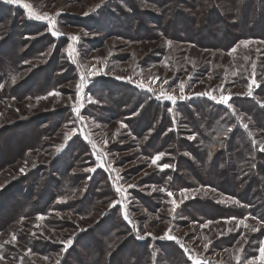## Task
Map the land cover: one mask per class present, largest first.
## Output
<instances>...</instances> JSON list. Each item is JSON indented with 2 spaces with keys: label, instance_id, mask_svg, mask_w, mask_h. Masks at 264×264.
<instances>
[{
  "label": "rangeland",
  "instance_id": "rangeland-1",
  "mask_svg": "<svg viewBox=\"0 0 264 264\" xmlns=\"http://www.w3.org/2000/svg\"><path fill=\"white\" fill-rule=\"evenodd\" d=\"M215 1L222 19L210 28L212 33L209 30L208 36L202 30L210 6L207 3L196 9L194 0H21L18 4L0 0V164L6 161L0 167V264H21L24 255L34 264L59 260L56 247L49 249L46 256L35 250L30 253V246L25 244L30 235L39 242L40 249L47 241L66 244L68 236L79 229L90 230L89 242L102 243V231L107 229L104 220L112 215L108 211L114 207H118L126 224L139 237L152 242L158 250L159 242L178 245L191 264H264L262 218L248 215L211 219L203 215L201 204L194 203L212 202L253 211L254 205L264 202V175L257 178L254 187L250 184V191L260 184L261 192L254 193L250 203L243 201L242 193L248 187L243 176L250 161L239 164L242 172L236 179H243L236 181L233 197L226 196L194 181L192 171L208 181L205 175L209 170L199 159L202 148L198 144L190 152L179 141L181 137L192 140L185 122L189 126L205 122L194 109L207 101L228 108L236 115L237 123L247 125L243 128L248 139L261 155L256 160L251 157L252 164L260 162L264 166V151L260 150L264 145L262 122L250 119L230 102L251 98L264 108V43H259L264 39H242L227 50L202 48L200 44L204 42H217L224 23L240 28L234 5L227 0ZM23 3L48 18H30ZM50 21L53 28L49 27ZM190 24L193 32L187 30ZM53 31L60 35H53ZM73 35L78 40H71ZM46 37L52 42L46 41ZM246 40L255 43H240ZM9 83L15 88L11 97ZM80 83L83 87L78 94L76 86ZM249 85L252 95H248ZM129 88L145 94L147 101L165 105L163 109L158 107L162 114L146 116V111L153 114L151 106L145 111L143 104L134 99L122 100L123 95L130 96ZM162 91L176 97V102L160 97ZM203 93L217 100L231 95L230 107L209 95H198ZM181 95L187 98L180 99ZM74 107L78 112L73 111ZM161 115L171 118L175 125L183 121L184 131L178 138H168L161 131L166 129ZM159 132L163 134L160 136ZM156 138L160 144L154 143ZM80 141L83 145L78 151L79 144L73 143ZM155 145L161 148H154ZM159 153H164L163 157L152 163ZM223 155V162L232 161V155ZM177 156L186 161L185 165L180 163V173L196 186L167 191L155 180L171 170ZM164 164L170 167L162 168ZM89 168L94 171H86ZM94 174H100V186L108 182L116 200L105 199L110 200L105 203L100 190L86 187ZM86 176H90L88 181ZM165 177L169 182L170 176ZM70 181L74 186L65 194ZM47 185L57 189L46 204ZM117 187L122 191L117 192ZM85 189L87 194L78 196ZM15 197L16 201L10 203L14 204L12 211L6 202ZM83 197L93 199L92 210L86 215L80 208ZM44 203L40 213L45 214L17 220L21 205L37 207L36 204ZM38 215L43 219L37 220ZM122 228H114L116 240L106 250V255L113 253L112 259L107 261L105 255L96 262L97 250L85 243L87 246L77 248L76 256L80 259L72 260L73 264H117L118 260L127 264L131 247ZM166 231L179 243L175 239H161ZM14 244L23 251L21 254L15 251ZM160 254L161 258L166 257V252Z\"/></svg>",
  "mask_w": 264,
  "mask_h": 264
},
{
  "label": "trees",
  "instance_id": "trees-1",
  "mask_svg": "<svg viewBox=\"0 0 264 264\" xmlns=\"http://www.w3.org/2000/svg\"><path fill=\"white\" fill-rule=\"evenodd\" d=\"M171 1V0H168ZM214 3L211 2V0H194V8H198L199 10L201 7H204V4H209L210 9L209 11L206 10L207 16L205 19V28L202 30L203 33H206L209 36V30L212 28V26L216 23V21H219L222 19L220 16V9H218V6L216 4V1L213 0ZM228 4L234 5V10L236 13L239 14L238 20L240 21V28L237 26L235 28L234 24H230L228 22L224 23L223 31L220 33L219 39L217 42H204L200 44L203 46L202 48H224V50L231 49L232 47H235L236 44L239 42V40L244 39H258L262 40L264 39V0H227ZM209 13V14H208ZM177 12L173 15V18L176 17ZM178 16V15H177ZM174 20V19H173ZM192 20V19H191ZM224 21V20H223ZM251 25V26H249ZM187 30L194 31V28L192 27V24L189 25ZM211 31V30H210ZM237 32L236 34L234 33ZM209 32V33H208ZM212 33V31H211ZM210 33V34H211ZM46 41L52 42L50 37H46ZM209 39V38H206ZM58 45V44H57ZM56 45L55 49H58V46ZM67 67H68V63ZM70 67V66H69ZM8 71H6V74L8 75ZM5 76V75H4ZM7 77V76H6ZM5 80V79H4ZM4 88V87H3ZM15 89L11 83L8 85V90L10 97L13 96V92H15ZM130 89V96L126 94V96L120 97L122 100L126 101V99H134V102L143 104L144 110L146 111L147 107L151 106L153 114H150V111H146V116H155L156 113L162 114V111L159 112L158 107H161L163 109L165 105L160 104L161 106H158L156 103H153L152 101H147V98L145 94H140L136 92L135 89ZM6 90V88H4ZM234 99H232L231 106L233 108H237L240 112H244L250 116V119H254L258 122H262V129H264V108L261 107L256 101H254L251 98H237L235 102H233ZM156 107H155V106ZM155 107L156 109H153ZM209 108V110L207 109ZM198 112L199 118H202L205 120V122L202 121V124H199L198 122L192 124L190 123V126L188 125V122H185L186 126H188V131L191 132L194 139L187 140L184 139V137L179 138V141L186 145L185 147H188L190 152L193 150V147H197L198 144H200L202 150L200 155V163H203L207 170V174L205 175L206 180L202 179L201 175H199L197 172L192 171L191 176L194 177V181H197V184L200 183V185L209 186L214 188L215 190H218V192L233 197V194L236 191V181H240L244 177H246L245 184H248V187H246L242 193L244 200L248 201L250 203V200L253 198V195L258 194L261 192L260 184L255 187V189L250 191V184L252 187H254L257 183V178H259L264 175V166L260 164V162L253 163V160L251 157H254L258 159V156L260 155L258 152L255 151V146L253 143L250 142V139H248V133L247 131L241 126L240 123H237L236 121V115L230 111L228 108L222 107L220 105H216L213 103H209L207 101H203L202 105L199 106L197 109H194V113ZM190 112L186 113L185 117H188ZM203 114V115H200ZM192 115V114H191ZM190 115V118H191ZM163 119V121H162ZM166 118L164 115H161V122L165 125L166 129H163L161 131L164 132L170 137L178 138L181 135V132L184 131L181 126L182 120H179L177 122V125H175L171 118ZM161 122L159 124H161ZM169 125V126H168ZM163 128V125H162ZM144 131V130H143ZM163 132H159V135L161 136ZM184 133V132H183ZM187 135V134H184ZM196 135V137H195ZM154 143L160 144L158 142L157 138L156 141L153 140ZM236 142V143H235ZM79 144V150L81 149L83 142L80 141L79 143H73V145ZM163 145V143H161ZM161 145H155L157 148ZM86 146V145H85ZM161 148V147H160ZM158 149V148H157ZM235 151V152H234ZM65 152V151H62ZM60 153V152H59ZM70 153V152H68ZM67 153V154H68ZM232 155V161L231 162H223V154ZM76 154V153H75ZM61 156V155H60ZM261 156V155H260ZM176 160L172 162L171 164V170L169 172H164L159 174L160 178L156 179L155 182L157 185H162V187H165L167 191H172L176 189H182L185 187H194L196 184L190 182L187 178H185L182 173H180V166L182 163L185 165L186 161L181 157L177 156L175 157ZM58 159H61V157L58 156ZM57 159V160H58ZM260 159V157H259ZM91 160L90 158L88 159ZM250 161V167L247 169V172L244 174L243 178L236 179V176L241 173V168L238 166L241 163H247ZM6 161H3L0 164V167L2 164H4ZM58 162V161H57ZM60 164V160H59ZM31 176V177H30ZM30 178H33V174L30 173ZM169 177V182H167V178ZM90 176H86V181H88ZM100 174L92 175L89 179V182H86V187H92L93 190H100L99 193L102 196V198L105 199H111L116 200L117 198H113V193L110 190V185H108V182L105 181V185L100 186L99 183L102 182V179L100 178ZM251 181V182H250ZM98 182V183H97ZM162 183V184H161ZM50 185V184H49ZM47 185L46 187L48 189V193L46 192V195H44L45 203L46 201L50 203V200L53 195H55V191L57 188L51 187ZM98 185V187H97ZM164 185V186H163ZM72 186H74V183H70L66 185L68 189H64L65 194L72 191ZM103 189H99L100 187ZM65 188V187H63ZM258 188V191H257ZM11 191V189L9 190ZM87 191L85 189V193H81V195H78L80 197L85 196L87 194ZM253 191V192H252ZM44 192V190H43ZM255 193V194H254ZM70 195V193H69ZM100 196V198H101ZM262 196V193H260V197ZM76 197V196H75ZM83 201L80 202V208L84 209L85 215L90 213L92 210V197L91 199L87 200L86 197H83ZM264 198V197H262ZM16 201L10 199L7 200V208L11 209L13 211V205L10 203ZM108 202L110 200H107ZM105 200V203H107ZM9 202V204H8ZM39 203V202H38ZM45 203L41 206L39 204L37 207H34V204L32 206L30 205H21L18 209L17 213V220H21L22 218L26 216H32L36 214H45L40 213L41 210L44 209ZM194 203L200 205L202 208V213L204 216L207 217H217L218 218H229V217H237L240 218L242 216H255L257 218H262L261 220L264 221V202L260 206L254 205L258 211L246 210V209H236L229 206H223L214 204L212 202H203L200 203L198 201H195ZM47 204V203H46ZM118 207H114L113 209H110L108 212H111V216H108V218H105V222L107 225L106 230L102 231L103 236V242H89V239L92 237L90 235L89 229L81 230L75 232V234L69 235L68 240H71L72 243L70 245L63 244V243H50V245L47 242H44V248L40 249L38 244V241H34L31 238L33 235H30L28 238H25L27 242L25 244L30 246V253H32L33 250H35L38 253H42L44 256L48 254L50 251L49 249H53V247L58 248V256L59 260L54 262L53 264H73L72 260L78 261L80 258L77 257V248L78 247H84L85 243H89V246L94 245V249H96L97 254L95 256L96 262H98L97 259H102L106 255V250L109 247L110 243H114L116 238L113 233V230L116 226L123 227V233H125L127 238H129L128 243L130 244L129 247H131V253L130 256H127V264H191V260L186 254L184 253V250L180 248L178 245L172 243V242H159L157 243L159 250L154 248L152 246V242H149V240H145L143 238H138V234L134 232L129 227L120 213L118 212ZM205 212V213H204ZM96 226V225H95ZM77 230V228H76ZM92 239V238H91ZM90 239V240H91ZM92 241V240H91ZM85 245V246H87ZM96 246V247H95ZM15 247V251L17 253L21 254L23 251L17 247L16 244L13 245ZM17 248V249H16ZM120 251L123 249L121 246ZM160 251L163 253L166 252V257L161 258ZM113 253L106 255L107 261L113 258ZM49 255V254H48ZM94 257V256H93ZM130 257V259H129ZM21 264H34L28 256L21 258ZM133 259V260H132ZM132 260V262H130ZM164 260V261H163ZM101 261V260H100ZM117 264H121V261L118 260ZM123 264V263H122Z\"/></svg>",
  "mask_w": 264,
  "mask_h": 264
},
{
  "label": "snow or ice",
  "instance_id": "snow-or-ice-1",
  "mask_svg": "<svg viewBox=\"0 0 264 264\" xmlns=\"http://www.w3.org/2000/svg\"><path fill=\"white\" fill-rule=\"evenodd\" d=\"M8 2H9V3H16V4H18V3H21V0H8ZM22 6H23L26 10H28V15H29L30 18H35V19H47V18H48L47 15H45V16H41L39 13H37L36 11H34L33 8H32V6L29 5L28 3H23ZM86 14H87V13H86ZM49 27H50V28H53V27H54V24H53L52 21H50V23H49ZM53 35H60V33L56 32V31H53ZM70 39L73 40V41H75V40H78V37L73 35V36L70 37ZM240 43L243 44L244 46H247L248 44H250V43H255V42H254V41H247V40H246V41H241ZM259 43H264V41H259ZM168 44H169V46H171V41H168ZM232 51L234 52V51H236V49L233 48ZM70 54H71V48H70ZM92 74L95 75L96 73L93 72ZM253 75H254V73H253ZM13 79H14V78H13ZM156 79L158 80L159 78L157 77ZM82 80H83V78H82ZM164 83H167V81H164ZM252 83H255V81L253 80ZM139 86H140V87H144L143 84H141V85H139ZM257 86H258V85H257ZM76 87H77L78 94H79V90L83 87V83L77 84ZM180 88H181V91H183V83H181ZM148 90L151 91L150 88H149ZM53 94L58 95V93H50V95H53ZM198 95H209V97H210L211 99H213V100H216L217 103L224 104V105L230 107L229 101L231 100V95H222V96L219 98V100H217V98H216L215 96H211L209 93H203V94H198ZM248 95H252V92H251V85H249V92H248ZM160 97H163L164 99L169 100V101H171L172 103H175V102H176V97H174V96H172V95H168L167 93H165V92H163V91L160 93ZM160 97H158V98H160ZM179 98H180V99H186L187 97L181 95ZM262 106H264V105H262ZM73 111L78 112V109L74 107V108H73ZM169 111H172V110L169 109ZM243 127L247 128V125L245 124V125H243ZM250 135H251V133H250ZM188 138H189V139H194L193 136H190V137H188ZM93 147H95V144H93ZM260 150H261V151H264V145L261 146ZM163 155H164V153H159V154H157V155L155 156V158L153 159L152 163H156V161L160 160V159L163 157ZM168 167H170L168 164H164V165H162V168H165V169H166V168H168ZM86 171H94V169L89 168V169H86ZM128 187L131 188V187H134V185H128ZM116 191H117V192H121L122 189H121L120 187H117V188H116ZM161 191H163V189H161ZM168 195L171 196L172 193L169 192ZM112 206H114V205H110V207H112ZM124 218H125L126 220L128 219L127 214H125V217H124ZM42 219H43L42 216H40V215L37 216V220H42ZM129 222H131V221H129ZM241 222H242V221H241ZM245 226L247 227V225H245ZM252 230L255 231V229H252ZM138 238H143V237H138ZM160 238H161V239H163V238H167V239H169V240H174V239H175V240H177V243H179L178 238L169 235L167 231L165 232L164 236H163V237H160ZM12 240H13V241L16 240V237H15L14 235H13V237H12ZM5 243H8V241H5ZM65 243H66V246H67V245H70V244L72 243V241H71V240H68V241L65 242ZM205 247H207V246H205ZM0 259H2V257H0ZM261 260L264 261V247L261 248ZM194 264H198V262H194Z\"/></svg>",
  "mask_w": 264,
  "mask_h": 264
}]
</instances>
